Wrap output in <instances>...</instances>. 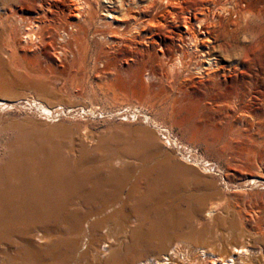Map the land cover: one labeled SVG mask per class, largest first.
<instances>
[{
    "label": "rangeland",
    "instance_id": "rangeland-1",
    "mask_svg": "<svg viewBox=\"0 0 264 264\" xmlns=\"http://www.w3.org/2000/svg\"><path fill=\"white\" fill-rule=\"evenodd\" d=\"M43 13L56 29L37 24L41 40L29 21ZM12 144L71 166L120 158L176 188L105 209L98 231L13 221L0 264H134L176 244L261 257L264 0H0V161Z\"/></svg>",
    "mask_w": 264,
    "mask_h": 264
},
{
    "label": "bare ground",
    "instance_id": "bare-ground-1",
    "mask_svg": "<svg viewBox=\"0 0 264 264\" xmlns=\"http://www.w3.org/2000/svg\"><path fill=\"white\" fill-rule=\"evenodd\" d=\"M40 5H43V1ZM149 5L147 2L145 7ZM139 13L145 15L144 9L139 10ZM44 14L37 19L38 23L29 21L37 33L32 31L33 38L43 40V29L39 31L37 24L49 25L53 31L51 35L54 34L55 20L43 21L42 18L48 17L43 16ZM106 14L114 16L111 11ZM19 18L25 20L23 17ZM65 23L71 26L74 24L73 20L67 18L59 22L60 27ZM69 34L70 32L67 35ZM189 36L191 40L194 38L192 32ZM211 64L212 62L209 65ZM166 139L171 144L167 137ZM10 148H13L12 152L9 151L0 161V236L9 231L7 224L13 221L25 222V229L30 231L38 229L40 225L47 227L45 224L50 221H65L70 216L76 221L84 218L95 219L90 225L98 231L104 220L96 218L105 209L119 204L143 209L159 192L176 188L172 175L135 176V169L120 158L82 167L41 160L34 152L20 145L12 144ZM107 184L112 187V191L104 194L101 188ZM125 186L128 190L121 196L124 200H121L119 195ZM69 207L71 211L68 213ZM44 236L46 234L41 233L40 238ZM102 249L107 250L105 245ZM197 252V255L191 256L176 244L169 254L138 255L134 264H259L260 259L264 257V252L258 257L250 255L246 248L235 247L225 250L226 259L203 249Z\"/></svg>",
    "mask_w": 264,
    "mask_h": 264
}]
</instances>
